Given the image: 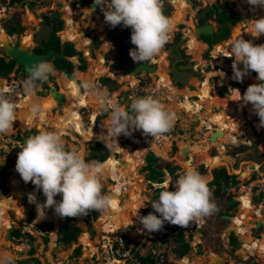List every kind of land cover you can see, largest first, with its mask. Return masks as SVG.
<instances>
[{"label": "rangeland", "instance_id": "374dc122", "mask_svg": "<svg viewBox=\"0 0 264 264\" xmlns=\"http://www.w3.org/2000/svg\"><path fill=\"white\" fill-rule=\"evenodd\" d=\"M66 1L70 4L72 8V14H74V16L76 10L82 9L79 5V0ZM59 2L61 1L23 0L22 2H16L14 5H9V2V4H6L5 0H0L1 5L9 7L6 12L7 20L0 19V40L7 32L9 33V29L11 27H15L18 34L15 35L17 38L14 40V44L18 43L25 46L26 48L29 47L30 49H34V47H37V45H42L43 41L48 39L52 31L51 25L41 22L46 16L50 18H55L57 16V20H63V28L68 24L66 16L64 19L59 15ZM25 3L30 4L34 11L31 13H35V19L39 21V23H37V31L32 29L34 25H32V22L29 23V20L25 19L24 21H18L19 19H15L14 17L16 14L22 15L25 13ZM213 4L218 5L220 10H229L230 8H233L235 11L242 9V11L249 12L250 16L247 17L246 21L260 18L264 13V8H252L248 3H245L243 8L240 7V0H191V2L190 0H185L183 17L181 16L178 19H175L173 17L180 9L175 7L170 0H162V9L164 14L171 19H175L179 24L177 30H175L171 35L169 41L162 48L161 52L156 55L159 57L157 62H159L161 65L159 68V73L155 75L148 74L147 77L145 73H142V75H140L138 78L130 73L124 74L122 72V75L117 74V72L111 73V71L107 73L108 67H106L103 63V59H106V64L108 66L111 65L115 67L116 63H118L120 66L119 69L124 68L125 65L126 67H129L136 63L129 55L130 50L135 47V45L131 43L132 30L130 27H124L123 24H121L109 30L111 27L109 24L106 22L99 24L97 19H95V15H92L93 13L86 12L85 21L89 22V27L85 29L82 25L84 18L80 16H73L74 20L76 21V26L80 31H82V35L79 37L80 39L76 40L77 37L73 36L71 39L64 40L63 38L65 37L62 38L60 31L58 32V35L63 41L62 43L66 41L77 42L76 46L82 51V55L84 56L83 63L87 66V68L90 64L91 70H93V75L90 76V81L100 90H104V88H106V91L109 94L108 100L110 97L115 98L116 104L121 106L126 105L130 109L132 100L139 97L152 96L153 98L159 100L164 109L176 114L173 127L168 132L158 136V142L169 145V147L165 148V150L172 157V159L164 158L155 151L158 154L157 156L160 157L157 165L164 170L163 178L165 180L163 185H158L159 182H153L148 179L149 171L144 169V166L146 165V155L150 151L154 152L152 146L146 142L147 138L155 139L156 137L154 138L150 135H145L143 134L142 130H135L131 135L127 136L121 134L117 138L118 143L112 140V144L115 147L120 145L124 148V152H115V147H113L112 144H110V147H108L110 150V156L115 153L117 155V160L119 162L116 163V165H118V172L116 171V175H110L108 174L109 170H104L105 175L101 177V183L103 185L102 193L109 194L113 197L112 208H114V212H111L113 211L112 208L107 212L100 211V216L95 218L92 213L93 210H91L86 216L67 217L63 218L62 221V218L58 217L53 210H50V212H52L50 218H41L39 215H37V213L33 214L32 212L36 211V205H33V203L27 202L25 205H19L13 208L12 205L14 202H11V199L15 197V193L12 190L14 186L13 184H21L22 187L30 193L36 189L33 183H25L23 180H21L15 168L18 152L21 149L23 139H27L29 136L37 134L40 130H47V128H50L51 126L53 127L56 123H59L60 127L56 131H59L62 134L66 148L70 149L75 147L77 150H82L84 148L83 153L85 158L87 160L97 161V155L93 151V145L95 142L101 140L86 141L84 146H82L80 142L81 137L78 131L67 128V126L71 124L68 122L69 116L67 111L63 108L55 106V100L51 96L48 98V88L44 87L45 83H48L49 86L58 84L60 90L66 92V89L70 90L72 84L69 85L67 83L66 77L61 71H54L53 73L49 74V77L46 81H39V83L36 85L37 88L35 86L33 87L34 93L31 97L32 105L39 104L42 109L40 113L33 114L37 118L35 120L36 122L34 121L31 124L28 123L23 128L14 126V129H10L7 133H0V156L5 157L15 163L13 168L7 169L5 167H0V215L2 222L5 223L6 221H9L11 223V226L6 232L2 231V227L0 226V253L4 252L9 255L12 258V264H35L34 260H30L34 257H37L45 264H52L50 261L52 259L55 261V264L60 262L62 264H108L103 258L101 251L102 244H100L103 242L101 235L104 232L103 230H105L103 229L102 222L106 216L109 217L112 213L119 214L117 211L121 209L122 212L120 213V216L122 221H128V216H130V219L133 221H137L139 216H146L153 212L154 209L152 208L151 204L152 202L158 200L160 195L159 194L156 196L157 189L163 188L164 190H174L175 182L179 179V176L184 173L186 166H189L186 165L183 167V164L186 162L192 163L198 171L199 168L204 165L205 171L200 173L204 175L208 181L210 180L209 182H211L213 179L211 173L214 172L215 168H226L228 173L233 175H238L239 172L244 171L245 178H240L237 183H232L231 185L232 187L230 188V193L233 195V197L235 196L237 203L235 204L234 208H230L232 210H230L229 213L236 215L235 217H241V219L244 220V225L247 224L251 227L253 236L262 240L264 236V226L262 225L260 228H254L253 225L256 220L253 215L256 213L255 208L259 203L256 200L259 198V183L262 182V178L264 177V149L262 148V144H264V127H258L259 117L257 114L254 118H251L250 113L246 111L248 106H246L243 111L246 121L245 129H250L253 134L252 137H249L247 140H243L244 135L234 132L237 140L235 139V141L233 139L234 141H232L229 138V134L231 132L229 128L232 125V121L235 119V113L237 112V109L239 111L241 109L240 106L244 104L242 100H238L241 97L236 89H239L241 95H243L249 85L253 83H261V81L255 80L254 71H250L247 75H245L242 82H238L233 79L230 83L225 75L229 74V76L233 77V58L226 57L224 55H231L232 42L236 38L239 37L246 40H252L254 44H264V35H261L259 38H253L249 33H247L249 30V25L246 23L242 29H236L234 36H229L227 39L220 40L215 44L208 42V46L205 42H203L204 37L202 41L191 30H193L195 26L200 23L201 16H203L205 11H207L208 8ZM210 20L212 21L213 19ZM57 22L58 21H56V23ZM191 22L194 27L189 25ZM3 26L6 31L1 29ZM178 33H181V37L178 39V41L174 42ZM30 34L33 35L34 39V43L32 45H30L27 40L32 39ZM101 34H108L107 38L111 44L110 47L108 45L109 43H107L108 41L104 42L105 37L100 36ZM85 37L92 38V44L90 48L91 54H93L95 59H92V57H88L89 59L86 58L87 55L85 51L87 50L84 48ZM112 46L116 51V54L115 51L113 52V49H111ZM0 48V54H3L4 48L1 42ZM221 48H223L224 54L219 55L217 54V51ZM180 49H183L185 54L188 55L187 58L183 56ZM162 53H168V55L165 57L166 60L164 63L161 60ZM74 57H77V55ZM154 57L150 60L151 62H155ZM99 58L101 59L97 60ZM79 59L77 58L80 63L73 61L76 65L75 69H77L82 64L80 56ZM184 59H187L189 63L195 64L196 68L203 70V76H196L193 74V72L187 71L186 73H181L185 76V78L179 79L180 70L177 71L174 65L178 63V61ZM94 60L98 62L93 63ZM97 63H99L98 69L95 72V66ZM240 67L243 68V65L241 64ZM110 75L117 77L124 76V79L119 80L118 78L110 77ZM129 75L136 77L139 80L138 84L137 82L133 81L134 79ZM103 77H110L115 80L117 82V87L116 84L102 85ZM143 77L144 79L140 81ZM157 77L164 80L160 88L158 87L160 91L156 89V85L159 82ZM6 78L10 81L9 84H12V81L14 80H18L20 82L24 81L23 83L28 80L23 69L18 72H11L10 76ZM76 79L77 77L75 80ZM179 82H182V86L178 84ZM170 83L181 89L188 88V93L186 96L184 97V95H177L169 91L168 89H170V87L168 85ZM206 86H208L207 89L204 88ZM224 86H226V91L224 94H221L225 88ZM190 89H201V97L198 98V94L190 95ZM81 91L86 92L84 89ZM5 94L8 95L7 93ZM18 95H21V90L19 94H16L17 97ZM23 95L24 98L22 101H25L28 96H25L26 94ZM128 97L130 98L129 103H125ZM203 97H206L204 101H202ZM48 100H51V105H49L50 103L46 102ZM89 100L90 103L84 106V108H81L80 112L88 121V126H94L96 131L105 133L107 129L104 127V124L107 122L106 117L109 116V112L105 111L102 107L98 108V101L96 97L94 98V95L89 96ZM224 100L228 101V103L225 104ZM12 101L14 102V100ZM231 101H233V105L231 104ZM21 102H15L16 114H19L21 109L23 110V107L18 105L19 103L21 104ZM32 105L29 108H24V110L31 112ZM111 105V102H109V106ZM42 114L50 119L48 126L45 125L43 120H41ZM197 114L201 115L202 120L200 122L194 121V117ZM39 122H42L40 127L37 126ZM214 126H218V128H220V134L218 135L217 140L212 142L210 141L209 137L215 133V131H213L215 129ZM52 127L50 129H52ZM30 128H33L32 132L30 135H27V131ZM50 129L47 131H50ZM182 135H185L188 141L187 144L182 147L180 152L179 147H174V141L175 139L180 138ZM166 137H169L170 139L168 142H166ZM177 141H179V139H177ZM101 142L106 144L103 141ZM186 148L188 151L186 154H184L183 151ZM139 149H144L143 162L141 163V166L139 163V165L134 166L132 170H129V168H127L129 166H124L120 160L123 159L128 162V159L133 151ZM206 152H209L211 155L218 154L219 156L213 160L211 158L208 160L205 159ZM206 163L209 165L211 164V167L209 168ZM103 164L104 163L101 165L103 166ZM168 164L178 166L179 169L172 172L168 167ZM225 164H228V166ZM252 164L255 166L258 174L256 172L254 178L249 179L248 176L253 170L250 167ZM131 173L138 174L139 178H141L140 176L143 175L144 181L140 179H131ZM166 182L169 184V188L164 187ZM111 184H119L121 188L114 190L113 188L109 187ZM214 187L215 186H211L210 190L212 192L211 200L215 203L214 199L216 200L217 198L213 195ZM35 191L38 195L37 201L41 203L42 201L44 202L46 197L44 196L42 190L37 191L36 189ZM246 191L254 192V202L256 205L252 202L251 196L248 198L251 202L250 208L252 205L254 206L252 210L250 208H245L242 200H240V198H243V195H245ZM61 198L62 197L58 194L56 200L59 201ZM134 198L138 201L140 205L139 208H136L133 205ZM23 199L24 197L22 200ZM128 203H131L132 205L128 207ZM215 205L218 207L217 203H215ZM224 205L225 204L222 202L217 208V211L205 216V221L199 225H195V228H192V226L182 228L167 222L168 226L163 229V240L165 239L168 245H176L172 238L176 233L183 230L188 233L194 231L193 236L198 235L199 233L202 234V241L199 242V239H194L192 236L191 245L194 247H192L190 252L187 254L191 258L199 255L204 256L202 254H204L207 250L210 251L211 249L219 253L218 256L224 258L226 262L225 264H249L253 261L258 262V264H264V248L263 252H255L254 254L248 253L247 257H245L240 252V249L243 247L242 243L244 240H242V242L238 241L236 243L237 245L235 246L229 242V236L231 238L230 230L235 229L234 224L236 221H233V224L231 225V222L223 219L220 216H215L216 212L219 214L224 212ZM124 213H127L128 216ZM157 215L159 214L157 213ZM66 222H76L75 224H78L83 228L81 232L83 237L82 244H80L79 239L70 246L59 242V227ZM137 222H139V220ZM136 226L137 225L130 224V226H128L129 228L124 227L117 231L122 235L124 234L131 236L133 238L131 241L136 244L137 247L143 246L142 249H147V252L157 250L158 245L156 244H158L157 241L161 238L159 237V232H152V234L158 233V236L156 234V236L152 238L149 236V234H147V231L142 232L140 229L133 230L138 227ZM13 229H18L23 233V235L11 240L9 237L10 232ZM89 231L91 233L90 235L92 236L89 244L90 246L96 248V253H93L92 256H89L86 252H84V248L86 246L84 244V240L86 242L85 237L87 234H89ZM45 236L49 237L48 241L45 240ZM193 241L196 243L193 244ZM198 242L199 244L197 245ZM163 244H165V242ZM79 245L82 246V253L79 256H75L74 249ZM31 248L35 249L33 254L29 253ZM159 248H161V250L164 248L172 250L171 247H165L164 245L159 246ZM176 259L179 260L178 257ZM26 260H29L30 262H27ZM211 262H213V260ZM179 264H181V261Z\"/></svg>", "mask_w": 264, "mask_h": 264}, {"label": "clouds", "instance_id": "9594fccd", "mask_svg": "<svg viewBox=\"0 0 264 264\" xmlns=\"http://www.w3.org/2000/svg\"><path fill=\"white\" fill-rule=\"evenodd\" d=\"M94 3L101 7L105 22L112 28L121 24L131 28V43L135 47L129 55L136 63L150 61L170 39L174 25L163 12L162 0H94ZM247 3L252 8H264V0H247ZM246 23L249 25L247 33L253 38L264 35V17ZM224 56L233 58L234 80L242 82L250 71L258 74L257 79L261 83L249 85L243 95L239 89L236 90L241 97L238 100L253 106L259 117L258 127H264V44H254L252 40L238 37L232 42L231 55ZM28 71L26 90L31 91L38 81H46L54 69L48 62L40 61L30 66ZM80 87L94 95L100 106L109 112L107 131L102 134L107 147H110L109 140L117 142L121 134L127 136L135 130H142L143 134L155 138L174 125L176 114L164 109L152 96L132 100L129 109L126 105L109 106L108 92L89 81H83ZM41 111L39 104L32 105L33 114ZM15 120V103L0 91V133H7ZM15 168L25 183H33L46 197L41 203L37 201L35 192L28 194L29 203L36 205L37 215L41 218L46 216L47 210H53L60 218H67L86 216L91 210L107 212L113 207V197L102 193L103 166L97 161L87 160L82 150L66 148L59 131L40 130L29 136L18 152ZM108 174L116 175V169H109ZM58 194L62 197L59 201L56 200ZM211 197L207 178L189 165L175 182L174 190L161 191L158 200L151 204L154 211L139 216V221L148 233L162 230L165 222L187 228L190 223L199 222L217 211ZM251 198L255 204L252 195ZM232 233L235 234V230ZM142 247L139 251L151 253ZM0 264H12V258L2 253Z\"/></svg>", "mask_w": 264, "mask_h": 264}, {"label": "bare ground", "instance_id": "6f19581e", "mask_svg": "<svg viewBox=\"0 0 264 264\" xmlns=\"http://www.w3.org/2000/svg\"><path fill=\"white\" fill-rule=\"evenodd\" d=\"M170 1L174 4L175 7H177L178 9H180L178 11L179 14L177 13L173 18L178 19L181 16L183 17V14H184L183 13L184 12L183 9H185V6H184L185 5V0H170ZM61 2H63V4H64L63 5V8H62V10L64 11L63 18L65 19V16H66V19H67V23L68 24H67L66 28L64 29V31H62V30L60 31V34L63 35V36H65V38H67V39H71L74 36V37H77L76 40H78V39H80L79 37H81V35H82V31H80L79 28L76 26V21L74 20V18L71 17L70 15H68L65 12V10L67 11V9L64 10L65 2L64 1H61ZM245 3H247V0H240V7L243 8V5H245ZM82 10H84V9H80V11H81V17L84 18L83 19V27L85 29V28H88L89 27V22L85 21V16L82 15ZM239 11L241 12L242 9H239ZM87 12L88 13H92V12H89V10H87ZM96 12H98L101 15L104 14L103 13V10L101 9V7H99L98 9H96L95 12L92 15H94ZM31 15L33 16V14H31ZM262 17H264V13H263ZM175 19H172L174 28H173L172 32L170 33V37L174 33V31L177 30V28H178V24L179 23ZM189 25H192L193 26L192 22ZM32 29L36 31L37 30V25H34L32 27ZM15 35L12 36V37H10L6 33L4 35V37L0 40V42L2 43V46H3L4 50H9V49L12 48V46L14 45V40L17 38V36H15ZM27 40L30 43V45L33 44V42H32L33 40L32 39H27ZM90 43H91V38H86L85 37V43H84L85 50H89L90 49V48H88V46L90 45ZM23 47H25V46H23ZM86 55H87L86 56L87 59H89L88 57H93L92 54H91V52H88V53L86 52ZM167 55H168V53H164V54L162 53L161 60H162L163 63L165 62V60H166L165 57ZM75 61L78 62L77 58L75 59ZM93 63H95V61ZM49 64H50V62H49ZM127 68H128V66L126 67V65H125L124 68H122L121 70H118L119 72H117L113 68L109 67V69H112V72L113 73L114 72H117L119 74H122V72L124 74H126V73L129 74V71H128ZM159 68L160 67L158 65V68H157L155 74H158L159 73ZM75 71H76L75 77L72 78V79H69V80L73 81V80H75L76 77H77V79L71 85L70 90L69 89H66L67 106L66 107H63V109H65L67 111L68 116L70 118V121L69 122L71 123L69 126H67V128L68 129H74V130L78 131V133H79V135L81 137L80 142H81L82 146H84V144H85L86 141H90V140H101V141L105 142L104 141L105 137L99 131H96V129H95L94 126H90V125L88 126L87 125L88 124V121L86 120L85 116H83L81 114V112H80L81 108H84V106H86L88 103H90L89 96H92V94L90 92H88V91H86V92L81 91L80 85H81V82H83V81H89V82H91L90 81V78H88V77H90V76L93 75V70H91V66H89L87 68V71L80 70V73L79 72L77 73L78 70H75ZM63 75L66 76L65 73H63ZM129 76H131V75H129ZM131 77L133 79H136V77H134V76H131ZM225 77L230 81V83H231V80H233V77H231L229 75H225ZM254 78H255V80L258 81L257 76H255ZM2 80H3V78H0V91H3L2 90V87H3L2 86V84H3ZM14 85H15V87L14 86H11V88H10L11 91H9V92H16V94H19L20 90H23L25 92L26 96H28V97L26 98L25 101H22L21 104L19 105V106L23 107V110L21 109L20 113L19 114H16V120H15V122L13 124V127L11 129H14V126L23 128V127H25L26 124L33 123L37 119L36 116L33 115V113L28 112L27 110H24V108H29L32 105V99H31V97H32V95L34 93L33 88L31 89V91L26 90L27 89L26 81H25V83H21L20 81H17L16 83H14ZM168 86L170 87V89H168V90L171 91L172 93L177 94V95H184V97H185L186 94L188 93V88L181 89V88L175 86L172 83H170ZM35 87L37 88V86H35ZM204 88L207 89L208 86H206ZM201 93H202L201 89H197V90L190 89L189 90V94L190 95L198 94L197 95L198 98L201 97V95H200ZM49 97L50 96H48V98ZM206 97H203V99L201 98L202 101H204V98H206ZM94 98H95V96H94ZM46 102L50 103L49 105L52 104L51 103V100H48ZM109 102H111V104H116V99L110 97L109 98ZM231 104L232 105L234 104L233 101H231ZM246 106H248L247 109H246V111H248L250 113L251 118H254L255 115H256L255 111L253 110V106L250 103L249 104H243L242 106H240L241 109L239 111L237 109V112L235 113V119H234V121H232V125L229 128L231 130V132L229 134V138L232 141H234L237 138L235 136V133L234 132H236V133L238 132L240 135H242V134L245 133L246 121H245V118H244L243 111L246 108ZM98 108H101V106H100L99 103H98ZM197 115H198V118H199L198 121L200 122L202 120L201 119V115L200 114H197ZM41 117H42L41 120H43V122L45 123V125L48 126L49 125V122H50V119L47 118L46 116H44V114H42ZM194 121L196 122L195 117H194ZM41 125H42V122H39L37 126L40 127ZM59 127H60L59 126V123H56L52 127V129L50 131L57 130V129H59ZM45 128H47V127H45ZM213 131H215L214 134H216L217 137H218V135L220 134V128H218V126H215V129ZM68 133H70V132H68ZM158 138H159L158 136L155 139H148L147 138V141L146 142L149 145H151L152 148L154 149V151H156L159 155L163 156L164 158H168L169 159V157H171V156L165 150V148H168L169 145H165L164 143L161 144L160 142H158L159 141ZM209 139H210V137H209ZM169 140H170L169 137H166V142H168ZM112 143H113L112 140H109V144H112ZM112 146L115 147L113 144H112ZM262 148L264 149V144H262ZM82 151L84 152V148L82 149ZM115 152H117V153L118 152H124V148L119 145V146L115 147ZM143 155H144V149H139V150L133 151V153L130 155V157L128 159V162H126L124 160L125 161V164H123V165L124 166H129L127 168H129V170H132L134 168V166H136V165H138L139 163L142 162ZM102 163H104L103 164L104 170H109V169L115 168L116 171L118 172V165H116V163H119V162L117 160L116 153L115 154H112L106 161H104ZM102 163H100V164H102ZM14 164L15 163H13L12 161H10L9 159L0 156V167L1 168L2 167H5L7 169L8 168H13ZM183 165H184L183 167H185L186 165H190V166L196 168L190 162H186ZM18 175L20 177V174L19 173H18ZM140 177L141 178H139V175L138 174L131 173V179H140V180L144 181V177L142 175ZM21 180H22V178H21ZM13 185L14 186H13L12 190L15 193V197L13 199H11V202H14L15 205L13 204L12 207L15 208V206L17 207L19 205H25V204H20V203H23L24 202L22 200V198L25 197V196H28V194L30 192H28L27 190H25L22 187V185L19 184V183L17 185H15V184H13ZM166 185H167L166 187L169 188V184L167 182H166ZM109 187L110 188H113L114 190H117L118 188H121V186L119 184H116V185L111 184ZM35 190L32 191V192H35L36 193V197L38 198L37 192ZM27 201L29 203V200L28 199H27ZM131 205H132L131 203H128L127 204L128 207L131 206ZM133 205L136 208H139L140 207L138 201L135 198L133 200ZM6 212H8V211H6ZM51 213L52 212H50V210H47V214H46L45 218H50ZM256 213L253 215V217L255 218V220H257V219L258 220H257V222L255 221L253 227H259L261 225L264 226V215H259L258 218L256 219V216H255ZM259 213H260V211H259ZM124 214L127 215V213H124ZM128 217L130 218V216H128ZM239 220H240L239 218L236 219V217H234L233 220H232V222L233 221H237L234 224V226H235L234 228H236L238 230V232L241 233L242 240H244L243 241V247L240 249V252L243 254V256L247 257V254L248 253L249 254L250 253L254 254L255 252H257V253L258 252L259 253L260 252H263L264 241H262V240H264V236H263L262 240L261 239H257L255 237H252L251 227L248 226L247 224H245V225H247V226H245L244 223H243L244 221H242V220L239 221ZM203 222H204V217L199 222L190 223L189 226H192L194 223H200L201 224ZM0 223H1L0 226L2 227L1 230L4 231V232H6L8 230V228L11 226V223L9 221H6L5 223L2 222L1 215H0ZM102 223H103V229H105L106 231L112 230L114 232L116 230H120V229H122L124 227H127L128 224H130V223L133 224L134 221L132 219H131V221H129V220L128 221H122L121 220V216L119 214L112 213L109 217H106L103 220ZM138 224L141 227H143L141 225L140 221L138 222ZM147 234H149V236H151L152 238L155 237L156 234L158 236V233H154V234H151V235H150V233H147ZM196 239H199V238L197 237ZM195 243L196 242L193 241V244H195ZM0 254H2V253H0ZM11 255H12V253H11ZM217 258H220V262H223L224 261L223 257H220V256L216 255L213 252H209L208 255H206V256H200V257L196 256V257H193L192 259L189 258V257H184L181 260V263L182 264H209L212 260H213V263H215ZM50 261H51L52 264H55V261L53 259L50 260ZM58 264H62V263L60 262Z\"/></svg>", "mask_w": 264, "mask_h": 264}, {"label": "trees", "instance_id": "16d2710c", "mask_svg": "<svg viewBox=\"0 0 264 264\" xmlns=\"http://www.w3.org/2000/svg\"><path fill=\"white\" fill-rule=\"evenodd\" d=\"M22 1L23 0H10L9 5H14L16 2H22ZM91 1H93V0H88V2H91ZM214 14L217 15V18L219 21L229 20V19L235 20L237 18L236 14L233 12V10H231V8L229 10H220L218 5L213 4L208 8L207 11H205L203 16H201L200 23H204L207 18L213 19ZM27 18H28V12L27 11H25V13L22 15L16 14V16H15V19H19L18 21H20V20L24 21ZM55 18L50 19V21L53 22V24L55 21V24L53 25V30H52V33L49 37V41L47 43H45L44 49L41 50L39 48V49H37V52H46L48 48H55L58 51H60L62 49V40H61L60 36L57 34V32H59L63 29L64 21L61 19L57 20V18L56 19ZM56 21H58V22L56 23ZM15 32H17L15 27H11L9 29L10 35H13ZM229 36H230V32L228 30H225V29L219 30L211 37H204V42H207V43L211 42V43L215 44L216 42H218L220 40L227 39ZM180 37H181V33H178L174 42L178 41V39ZM200 39L202 40L203 37H201ZM99 43H100V41H99ZM167 45H170V44H167ZM65 46H66V51H67L68 56L78 55L81 57L82 64L79 66V68L82 70H86L87 66L83 63L84 56L82 55V51L77 48L76 44L74 42L67 41V42H65ZM180 51L182 52L184 57H186V58L188 57V55L185 54L183 49H180ZM223 51H224L223 48H221L217 51V54L222 55V54H224ZM85 52H87V53L91 52V49H89ZM213 55H215V54H213ZM73 60H75V59H73ZM55 61H56V67L60 70L67 69L68 71L72 72L76 67L74 62H72L68 59H62V60L55 59ZM187 63H189V61L187 59H184V60L178 61L177 64L179 65V64H187ZM50 64L52 65V63H50ZM98 64H96V66H95V68H96L95 72L98 69ZM15 66H16L15 60H11L6 55L0 56V77H8L10 75V73L14 71ZM106 67H108L107 73H109L110 71L112 72V69H109V67H111V66H106ZM111 68H113V67H111ZM114 68L119 69L120 68L119 64L116 63V66ZM18 69H19L18 71H20L23 68L19 67ZM54 70H57V69H54ZM23 71H24V69H23ZM190 71L193 72V74L197 76L195 71H193V70H190ZM254 73L256 76L258 75L256 72H254ZM110 76L114 77V78L124 79V76H119V75H118L119 77L112 76V75H110ZM66 81L69 85L73 84V82H74V80L71 81L67 77H66ZM102 84L103 85L116 84V87H117V82L110 77H103L102 78ZM178 84L180 86H182V82H179ZM224 87L225 88L221 94H224L226 91V86H224ZM224 103L226 104V103H228V101H225ZM107 125H108V121L104 124V127L106 128ZM177 139H179V141H177ZM177 139H175V141H174V147H179L180 152H181L182 147L187 144L188 140H187L185 135H182V136H180V138H177ZM93 151L97 155L96 160L100 163L106 161L110 156L109 148L106 146V144L102 143L101 141L95 142V144L93 145ZM217 156H219V155L218 154L211 155V154H209V152H206L205 159L209 160L211 158L213 160ZM159 160H160V157L157 156L155 154V152L150 151L146 155V165L144 166V169L149 171V173H148L149 174V178H148L149 180H151L153 182L162 183L165 181L163 178L164 170L160 166L157 165ZM206 164L209 167V164L208 163H206ZM168 167L170 168V170L172 172L179 169L178 166H173L171 164H168ZM204 171H205V167L203 165L202 167L199 168V172L203 173ZM214 174H215V180L209 182V188L213 184H216L217 187H216V190L214 191V193L216 195H222V194L227 193L229 191L232 183H237V181L234 180V175L229 174L228 171L226 170V168H219V169L215 168ZM238 176H239L238 179L245 178L244 173H242L241 175H238ZM222 179H223V183L221 182ZM164 187H166V186H164ZM163 190H164L163 188H158L156 191V196H158L160 194V192ZM256 200H257V202H259V199H256ZM32 213L36 214L37 212L35 211ZM92 213H93V216L95 218H98L100 216V211L93 210ZM62 221H63V218H62ZM82 230H83V228L81 226H79L78 224H75V223L66 222V223L62 224L60 226V229H59V242H62L63 244L70 246L72 243L77 242L78 238H79L80 244H82V240H83V238L81 236ZM86 232H87V230H86ZM189 234H190L189 237L192 238L194 231L189 232ZM22 235H23V233L20 232L18 229H13L10 232L9 238L12 240V239H16L17 237H20ZM87 235H89V241H90V239H91L90 234H87ZM87 235H86V237H87ZM45 240L48 241L49 237L45 236ZM89 241L87 240V238H86V242L84 240V244L86 245L84 248V252H86L89 256H92L93 253H96V249L93 246H90ZM238 241H239L238 237L234 233H232L231 234V244H233L235 246V245H237L236 243ZM174 242L176 243V247H175L174 251H176L181 257L185 256L192 249V246L190 243L191 241H188L186 239V232L185 231H180V232L176 233L174 235ZM34 252H35V249L31 248L29 253L33 254ZM81 253H82V246L79 245L74 249V255L79 256ZM150 259L151 258L149 256L146 258V260H150ZM30 260H34L35 264H43L41 262V260L38 259L37 257L31 258ZM26 261L30 262L29 260H26ZM249 264H258V262L253 261Z\"/></svg>", "mask_w": 264, "mask_h": 264}, {"label": "water", "instance_id": "95a60500", "mask_svg": "<svg viewBox=\"0 0 264 264\" xmlns=\"http://www.w3.org/2000/svg\"><path fill=\"white\" fill-rule=\"evenodd\" d=\"M79 1H80L79 2L80 7L82 9H84V10H82L83 16H85V13L87 12V10L92 11V13H94L95 10L100 7L99 5H96L94 3V0L90 4L88 3L87 0H79ZM190 2H191V0H190ZM63 5H64L63 2L59 3V5H58V8L60 9V15L62 16V18L64 15V11L62 10ZM233 12L236 14V16L238 18L236 21H234L232 19L219 21L217 18V15L214 14L212 21L209 18H207L204 23L196 25L195 28L193 29V33H195L197 35V37L200 39L201 37L212 36L217 31L225 29V30H228L230 32V36H234L237 28L242 29L246 25V22H247L246 19L248 16H250V13L247 11H241V12L235 11L234 9H233ZM48 21H49V18L46 17L41 22H48ZM74 43L76 44L77 42H74ZM207 45H209V44L207 43ZM3 54L6 55L11 60H15L16 65L18 67H22L24 69V71L26 73V77H29L28 69L33 64H36L40 61H45V62L49 63V61L51 59L62 60V59L67 58V51H66L65 45H63V48L61 51H57L55 49H48L46 52L39 53V52L34 51L33 49H30L29 47L25 48L22 45L15 43L11 49L4 50ZM77 58L79 59V56H77ZM79 61H80V59H79ZM79 61H78V63H80ZM157 68H158L157 63L148 61V62H141V63L132 64L127 69H128L130 74H133L134 76L138 77V76L142 75V73L155 75ZM178 68L180 70H193L196 72V74L198 76H203V74H204V71L196 68L195 64H193V63L179 64ZM53 69H55V68L53 67ZM63 73H65L69 79L74 78L76 75L75 70L72 72L63 71ZM0 78H2V77H0ZM38 83H39V81L35 84V86ZM48 96L53 97V99L55 100V103H56L55 106H57L59 108H63V107L67 106V94H66V92L60 90L58 84L50 86ZM129 99L130 98L128 97L126 99L125 103H129ZM195 119H196V122H198V120H199L198 115L195 116ZM32 129L33 128H30L27 131V135L31 134ZM216 139H217L216 134H214V136L212 135L210 137V141H212V142L215 141ZM25 140L26 139H23L22 142H24ZM187 151H188V149L186 148L183 151V153L186 154ZM156 155H158V154L156 153ZM169 159H172V157H169ZM120 161L122 164H125V161L123 159H121ZM250 167L255 168V166L253 164ZM255 170H256V168L254 169V171ZM211 175L213 176V172L211 173ZM238 178H239L238 175H234V180L238 181L239 180ZM221 182L223 183V179L221 180ZM27 199H28V196H25L23 199L24 202L20 203V204H26L28 202ZM227 201H228L227 203L230 207L234 206L237 203V199H235V196L232 198H229ZM221 217L223 219H226L227 221L231 222L234 218V215L224 213V214H222ZM193 226H194V224L192 225V227ZM261 226H259V228ZM231 231H233V230H231ZM238 240L242 242V237L239 236ZM225 263H226L225 260L223 262H220V258H217L216 262L214 264H225Z\"/></svg>", "mask_w": 264, "mask_h": 264}, {"label": "crops", "instance_id": "0c3cea01", "mask_svg": "<svg viewBox=\"0 0 264 264\" xmlns=\"http://www.w3.org/2000/svg\"><path fill=\"white\" fill-rule=\"evenodd\" d=\"M2 1H4V0H2ZM6 1V4H8V2L10 1V0H5ZM59 1H64L65 2V6H64V10L65 9H67V11L65 10V12L67 13V14H70V16H74V14H72V8L70 7V4L66 1V0H59ZM68 5V6H67ZM1 6H5V5H1V3H0V7ZM67 6V7H66ZM7 7V10H8V6H6ZM25 11H27L28 12V18L26 19V20H29L28 22L29 23H33L32 25H37V23H39V21L37 20V19H35V13H31L32 11H33V8L30 6V4H28V3H25ZM34 12V11H33ZM31 14H33V16L31 15ZM3 15H5V16H3ZM16 16V15H15ZM14 16V17H15ZM75 16L76 17H81V12H80V9L79 10H76L75 11ZM74 16V17H75ZM32 18V19H31ZM0 19H5V20H7V14H6V12H4L3 11V13L1 12L0 13ZM31 19V20H30ZM96 19V18H95ZM15 23V22H14ZM16 24V23H15ZM82 25H83V23H82ZM3 28H4V26H3ZM1 28L3 31L5 30L6 31V29L4 28ZM66 27H64L63 29H62V31H64V29H65ZM84 28V27H83ZM110 29H112V27H110L109 28V30ZM38 30V29H37ZM7 34L10 36V37H12V36H14L15 34L17 35L18 33L17 32H15L13 35H10L8 32H7ZM107 35L108 34H101L100 36H104L105 37V41L104 42H107V43H109L108 45H109V47L111 46V44H110V42H109V40H108V38H107ZM62 36V38L63 37H65V36H63V35H61ZM94 36V35H93ZM88 38H91V37H88ZM64 40H67V38H63ZM92 39V38H91ZM34 40V39H33ZM203 41V40H202ZM204 42V41H203ZM206 43V42H205ZM91 44H92V40H91V43H90V45L88 46V48H90V46H91ZM207 44V43H206ZM91 49V48H90ZM111 49H113V46L111 47ZM115 50L113 49V52H114ZM103 54V53H102ZM115 54H116V51H115ZM0 56H3V54H0ZM92 56H93V54H92ZM77 57H72V60L73 59H76ZM102 58V57H101ZM101 58H99V59H97V60H100ZM159 57L158 56H155L154 57V61L159 65V67H161V65H160V63L159 62H157V59H158ZM225 59V58H224ZM75 61V60H74ZM95 62H98V61H96V60H94ZM226 61V60H225ZM76 62V61H75ZM154 62V63H155ZM103 63H104V65H106V66H108L107 64H106V59L104 60L103 59ZM89 66H90V64H89ZM109 66H111V65H109ZM218 66V65H217ZM111 67H113V66H111ZM221 67V66H220ZM113 69L114 70H116L117 72H118V70H121V69H115L114 67H113ZM18 67L17 66H15V69H14V71H13V73L14 72H18ZM76 70H80V68H77ZM222 70V69H221ZM54 71H58V70H54ZM53 71V72H54ZM85 71H87V69L85 70ZM52 72V73H53ZM226 73V72H225ZM117 74H119V73H117ZM228 74V73H227ZM120 75H122V74H120ZM229 75V74H228ZM10 76V75H9ZM109 76V75H108ZM254 76H256V75H254ZM111 77V76H110ZM3 78V80H2V82H3V84H2V86L3 85H5V88H6V91H4L3 90V92L4 93H7L8 95V97L11 99V101L12 100H14V102L13 103H17V102H21L22 101V99L24 98V95L23 94H25V92L23 91V90H21V95H18V97L16 96V92H9V91H11L10 90V88H11V86H14L15 87V85H14V83H16L18 80H16V81H14V82H12V84H9L10 83V81L6 78V77H2ZM114 78V77H113ZM225 78V77H224ZM59 79V78H58ZM119 79V78H118ZM157 79L159 80V82L157 83V85H156V89L158 90V91H160L159 89H158V87L160 88V86L163 84V79H160L159 77H157ZM226 79V78H225ZM26 80V79H25ZM62 80V79H61ZM119 80H121V79H119ZM137 80V81H136ZM131 81V80H130ZM133 81H135V82H137V84H138V82H139V80L136 78V79H134ZM228 81V80H227ZM22 83L24 82V81H21ZM103 85V84H102ZM104 90H106V88H104ZM117 95V94H116ZM19 96H21V97H19ZM26 96V95H25ZM117 98V97H116ZM204 100H205V98H204ZM18 105H20V103L18 104ZM99 113V112H98ZM95 119V118H94ZM106 119H107V121H108V117H106ZM69 121H70V118H69ZM68 121V122H69ZM31 124V123H30ZM52 127V126H51ZM50 127V128H51ZM215 127V126H214ZM50 128H47V130L48 129H50ZM51 130V129H50ZM102 134V133H101ZM142 162H143V160H142ZM141 162V163H142ZM141 163H140V166H141ZM139 165V164H138ZM225 165H227L228 166V164H225ZM211 167V164L209 165V168ZM216 167V166H215ZM253 170L255 169V168H252ZM252 170V171H253ZM242 172H240V173H238V174H241ZM258 173V172H257ZM233 175V174H232ZM263 180H262V182L261 183H259V186H260V188H259V203H258V209H259V207H264V177L262 178ZM210 181V180H209ZM212 181H213V179H212ZM168 182V181H167ZM164 186H166V185H164ZM212 186H215L214 187V190H213V195L214 196H216V200L214 199V201H215V203H217V205H218V207L220 206V204L223 202L225 205V209H224V212L226 213V210H228L227 209V206H229L228 205V199L229 198H232V194L230 193V189H229V191L227 192V193H225V194H222V195H216L215 193H214V191L216 190V187H217V185L216 184H213ZM232 187V186H231ZM230 187V188H231ZM32 192V191H31ZM40 194V193H39ZM252 197H253V201H254V192H252ZM40 200H41V197H40ZM43 202V201H42ZM226 202V203H225ZM33 205H35L34 203H33ZM217 207V208H218ZM112 209H114V208H112ZM116 209V208H115ZM117 210V209H116ZM262 210H263V215H264V208H262ZM261 210V211H262ZM111 212H114V210L113 211H111ZM118 213H119V215H120V213L122 212V210L121 209H119V211H117ZM224 212H221L220 214L218 213V212H216V217L217 216H220L221 217V214H223ZM257 215V214H256ZM259 216V215H258ZM258 216H256V218H258ZM106 217H108V216H106ZM128 220L129 221H131V219L130 218H128ZM139 220V218L137 219V221ZM226 220V219H225ZM137 221H134V225H137L136 227L137 228H135V229H133V230H141L142 232H145V230H143L142 229V227L138 224V222ZM204 221H205V219H204ZM76 223V222H75ZM90 224V223H89ZM131 224V223H130ZM130 224H128V226L130 225ZM196 224H200V223H196ZM131 231H132V229H131ZM184 231V230H183ZM231 231V230H230ZM186 232V231H185ZM231 233H232V231L230 232V235H231ZM89 234H91L90 233V231H89ZM150 234H152V233H150ZM154 234V233H153ZM236 234V236H240L238 233H235ZM189 233L188 232H186V239L188 240V241H191V238L189 237ZM194 235V234H193ZM82 236V235H81ZM90 237L92 238V236L90 235ZM172 237V236H171ZM194 237V239H196L197 237L199 238V242L200 241H202V234L201 233H199L198 235H195V236H193ZM228 237V236H227ZM83 238V237H82ZM87 240L89 241V235H87ZM173 238V241H174V236L172 237ZM79 239V238H78ZM228 240H229V242L231 243V238H230V236H229V238H228ZM159 241V242H158ZM157 241V243L158 244H156V245H158V249H157V251H165V253H166V255H167V257H168V261H167V264H179L180 263V261L184 258V257H189L187 254L190 252H188L185 256H183V258L176 252V251H174V249H175V247H176V245L175 244H173V245H168L167 243H166V240L164 239L163 240V237L162 238H160V240H158ZM165 242V244H163ZM199 242L197 243V245L199 244ZM75 243V242H74ZM175 243V242H174ZM190 243H192V242H190ZM243 244V243H242ZM162 245H164L165 247H171V249L172 250H168L167 248H164L163 250H161V248H159V246H162ZM233 245V244H232ZM234 246V245H233ZM243 246V245H242ZM150 247V246H149ZM192 247H194V246H192ZM95 248V247H94ZM96 249V248H95ZM152 249H154V248H152ZM209 252H213V253H215L216 255H219V253H217V252H215V251H213V250H211L210 249V251L209 250H207L204 254H202V255H208V253ZM178 257V259L179 260H177L176 258ZM198 257H200V255L198 256ZM189 258H191V257H189ZM192 259V258H191ZM182 264V263H181ZM209 264H214L213 262H211V263H209Z\"/></svg>", "mask_w": 264, "mask_h": 264}, {"label": "built area", "instance_id": "2783aa9c", "mask_svg": "<svg viewBox=\"0 0 264 264\" xmlns=\"http://www.w3.org/2000/svg\"><path fill=\"white\" fill-rule=\"evenodd\" d=\"M3 11L7 12L6 6L0 7V13ZM143 79L144 77L140 81ZM3 90L6 91L5 85H3ZM163 183L164 182L158 183V185H163ZM167 226V222H165L163 229ZM126 228L129 227L127 226ZM163 229L159 231V234L162 235L159 236L161 238L163 237ZM103 231L104 232L101 235L103 242L100 243L102 244L101 251L104 260L108 264H167L168 257L165 251L152 250L151 253L147 254L145 252L139 251L140 247H137V245L131 241L133 239L131 236L124 234L122 235L118 233L117 230L114 232L112 230ZM235 233L240 235V233L236 230ZM148 256L151 258L150 260H146Z\"/></svg>", "mask_w": 264, "mask_h": 264}, {"label": "flooded vegetation", "instance_id": "af4514ba", "mask_svg": "<svg viewBox=\"0 0 264 264\" xmlns=\"http://www.w3.org/2000/svg\"><path fill=\"white\" fill-rule=\"evenodd\" d=\"M88 1V0H87ZM80 2V1H79ZM59 3H61V2H59ZM58 3V4H59ZM88 3H90V2H88ZM59 9V8H58ZM231 10H233V8H231ZM59 12H60V9H59ZM59 15H60V13H59ZM95 18L97 19V21H98V23L100 24V23H103V22H105V19H104V14L103 15H101V14H99L98 12H96L95 14ZM61 16V15H60ZM47 17V16H46ZM45 17V18H46ZM47 18H49V21L48 22H42V23H44V24H47V25H51L52 26V30H53V25L55 24V21H54V24H53V22H51L50 21V19H52V18H50V17H47ZM238 18H236L234 21H236ZM199 24H201V23H199ZM51 33H52V31H51ZM51 33H50V35H51ZM57 34H58V32H57ZM31 35V34H30ZM50 35H49V37H50ZM24 36V35H23ZM31 37H32V39H33V35H31ZM49 37H48V39H46V40H44L43 41V43H42V45H37V47H34V51H36L37 52V49H44V47H45V43H47L48 41H49ZM61 38V37H60ZM63 42V41H62ZM67 42V41H66ZM33 43H34V40H33ZM207 43V42H206ZM63 45H65V42L64 43H62V48H63ZM209 46V45H208ZM48 49H55V48H48ZM47 49V50H48ZM56 50V49H55ZM62 50V49H61ZM60 50V51H61ZM58 51V50H57ZM39 53H42V52H39ZM72 57H74V56H68L67 55V58H65V59H68V60H70V61H72L73 62V60H72ZM92 59H94L93 57H92ZM50 63H52V66L55 68V69H57L58 71H61V72H63V71H68L67 69H62V70H60V69H58L57 67H56V61H55V59H51L50 61H49ZM174 67L177 69V71H179L180 69L178 68V64L176 63L175 65H174ZM79 68V67H78ZM76 70V69H75ZM80 70H82V69H80ZM80 70H78L77 72H79L80 73ZM74 71V70H73ZM187 71H190V70H180V76H179V79H183V78H185V76L183 75V74H181V73H186ZM68 72H70V71H68ZM255 72V71H254ZM258 76V75H257ZM88 78H90V77H88ZM179 79H177V80H179ZM47 82H49V81H47ZM82 83V82H81ZM52 86V85H51ZM44 87L45 88H48V92H49V88H50V86L48 85V83H45L44 84ZM233 91V90H232ZM242 135H244V139L243 140H247L249 137H252V132L250 131V129H248V130H246L245 129V133L244 134H242ZM246 136V137H245ZM215 170V169H214ZM256 172H258L257 170H255V171H252L251 173H250V175L248 176L249 177V179H251V178H254V176L256 175L255 173ZM242 173H244V171L242 172ZM241 173V174H242ZM241 174H238V175H241ZM258 174V173H257ZM215 180V174H214V172H213V181ZM251 194H252V192L251 191H246V193H245V195H243V198H240V200H242V202H243V205H244V207L245 208H250V200L248 199V198H250V196H251ZM233 197V196H232ZM239 200V201H240ZM226 203V202H225ZM235 206V205H234ZM234 206H232V207H230V206H227V209L228 210H226V213L227 214H230L229 212H230V210H232V209H230V208H234ZM254 206L252 205V207L250 208L251 210H252V208H253ZM258 207V206H257ZM257 207L255 208V210H256V214L257 215H255V216H258V215H263V210H262V208L263 207H260L259 209H257ZM258 210H260V213H259V211ZM262 210V211H261ZM225 213V212H224ZM259 213V214H258ZM221 216H222V214H221ZM236 215H234V217H235ZM237 218H239V219H241V217H239V216H237L236 217V219ZM257 219V218H256ZM242 221H244L243 219H241ZM258 220V219H257ZM257 220H256V222H257ZM240 221V220H239ZM237 222V221H236ZM231 225L233 224V222L231 221V223H230ZM236 229V228H235ZM235 229H233V230H235ZM237 230V229H236ZM238 231V230H237ZM242 236V235H241ZM252 237H254L253 236V234H252ZM42 262V261H41ZM43 264H45L44 262H42Z\"/></svg>", "mask_w": 264, "mask_h": 264}]
</instances>
